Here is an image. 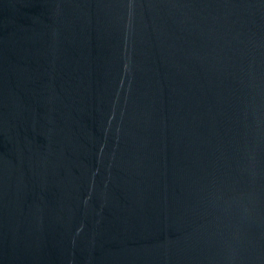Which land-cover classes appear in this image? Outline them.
<instances>
[{"label":"water","instance_id":"obj_1","mask_svg":"<svg viewBox=\"0 0 264 264\" xmlns=\"http://www.w3.org/2000/svg\"><path fill=\"white\" fill-rule=\"evenodd\" d=\"M0 264H264V0H0Z\"/></svg>","mask_w":264,"mask_h":264}]
</instances>
